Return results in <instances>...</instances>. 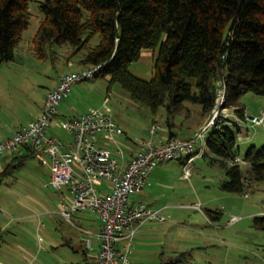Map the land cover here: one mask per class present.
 <instances>
[{
  "label": "rangeland",
  "instance_id": "1",
  "mask_svg": "<svg viewBox=\"0 0 264 264\" xmlns=\"http://www.w3.org/2000/svg\"><path fill=\"white\" fill-rule=\"evenodd\" d=\"M41 1L30 3L32 17L16 49V58L0 65L3 137L41 112L49 90L62 74L84 68L75 59L70 60L74 67L69 64L66 44L56 45L47 58L34 52L32 39L43 16ZM158 53L159 48H144L141 57L130 64L131 72L152 79ZM107 98L115 120L123 128L124 135L119 139L126 147L150 137L154 120L159 126H167V106L154 113L120 82H113L109 73L76 83L72 93L61 101L54 123L103 107ZM241 103L246 119L241 120L237 135L239 153L244 158L252 145H264V124L254 125L250 118L264 111V95L246 92ZM200 109V104L186 101L171 120L195 123L202 119ZM213 114L208 115L212 118ZM48 134L64 140L71 136L68 130L55 125ZM10 159L9 155L0 159V172ZM242 167L248 173V164ZM156 170L159 173L152 180L155 191L144 201L156 209L163 208L166 219L148 222L152 229L141 237L144 240L137 232L131 264H264V227L257 224V218L264 217V181L249 180L244 193L225 190L222 185L226 172L209 156L195 160L190 177H184L185 167L179 159L164 160ZM50 175V166L37 157H29L13 174H0V264H95L98 243L88 249L86 240L90 235L81 228L96 233L98 218L89 211L77 213L71 221L64 217L58 192L48 186ZM140 192L133 193L131 200H143Z\"/></svg>",
  "mask_w": 264,
  "mask_h": 264
},
{
  "label": "trees",
  "instance_id": "2",
  "mask_svg": "<svg viewBox=\"0 0 264 264\" xmlns=\"http://www.w3.org/2000/svg\"><path fill=\"white\" fill-rule=\"evenodd\" d=\"M31 1L0 0V65L16 58L32 17ZM40 9L43 16L32 39L38 57L47 58L56 45L66 44L69 62L104 64L97 76L111 74L113 82L156 114L167 106L168 127L186 101L212 114L220 81L226 86L224 106L233 108L240 120L246 119L242 95H264V0H42ZM144 48H159L150 80L129 68ZM240 130L235 119L218 121L204 156L222 165L225 190L244 193L249 180L264 181V145L249 148L245 173L244 163L236 161ZM4 155L11 159L1 175L13 174L36 152L24 145ZM261 221L264 217L257 218L264 227Z\"/></svg>",
  "mask_w": 264,
  "mask_h": 264
},
{
  "label": "built area",
  "instance_id": "3",
  "mask_svg": "<svg viewBox=\"0 0 264 264\" xmlns=\"http://www.w3.org/2000/svg\"><path fill=\"white\" fill-rule=\"evenodd\" d=\"M103 69L104 64H95L62 74L49 90L40 114L12 136L0 137V158L31 145L36 157L51 168L48 186L60 196L62 215L71 221L77 213L89 211L98 218L96 233L80 227L90 235L86 240L88 249H94L93 236L98 239L96 264H131L138 229L148 222L166 219L161 209L145 202L134 203L131 195L144 189L151 171L164 160L184 159V177H190L194 160L207 152L213 126L218 121L241 120L233 108L224 106L226 86L220 81L214 114L192 137H167L157 142L154 137L158 126L153 125L150 137L138 139L136 152L128 158L119 139L123 128L115 120L108 98L103 107L54 123L61 101L70 95L74 85L96 77ZM228 109L231 112H226ZM250 118L254 125L264 124V111ZM53 125L68 130L70 138L49 135ZM236 161L247 162L240 155Z\"/></svg>",
  "mask_w": 264,
  "mask_h": 264
},
{
  "label": "crops",
  "instance_id": "4",
  "mask_svg": "<svg viewBox=\"0 0 264 264\" xmlns=\"http://www.w3.org/2000/svg\"><path fill=\"white\" fill-rule=\"evenodd\" d=\"M70 65H72V67H74L75 63L70 61L69 63ZM79 69V68H78ZM73 70H76V69H73ZM58 81V80H57ZM57 81L54 83V85L52 86V88L56 85ZM77 87V86H76ZM51 88V89H52ZM72 93V92H71ZM201 113H202V119L196 121L195 123H190L189 125L185 122V123H177L176 120H173V124L168 127H162V126H159V122L157 120H154V123L155 125H158L159 128L157 129V134L156 136L154 137L155 138V141L159 142L160 140H163V139H166L167 137H170L171 133H176V136L177 137H184V138H187V137H191L195 134V132L200 128L202 127L209 119H210V116L209 115H205L202 111V107H201ZM40 114V112H39ZM34 119V118H33ZM244 120V119H242ZM118 123V122H117ZM119 124V123H118ZM152 124V125H153ZM241 124V122H240ZM120 125V124H119ZM121 126V125H120ZM22 127V126H21ZM19 128L17 129H14V130H11L8 134H4L6 136H0L1 138H5V137H9V136H12L16 130H18ZM124 135V134H123ZM122 136V135H121ZM120 142L122 143V145L125 147V150H126V153H127V156L128 158H130L132 156L133 153L136 152L138 146L136 144V141H132L134 146L131 147V146H128L127 147L124 145V142H122L120 140ZM132 144V145H133ZM197 159V158H196ZM195 159V160H196ZM194 160V162H195ZM183 163V162H182ZM194 164V163H193ZM157 167H155L151 173H150V176L148 178V183L147 185L145 186V188L140 192L142 195H141V198L143 200H136L134 199L132 202L134 203H138V202H146L144 201V199L146 198H150V196H152L153 194V190L155 191V188L154 186H152V183H153V178H156L155 176L158 175L159 171L156 170ZM156 171V173H154ZM151 179V180H150ZM149 187H152L151 189ZM146 188H148V191H146ZM148 205H150L151 207H153L150 202H146ZM155 208V207H153ZM156 209V208H155ZM158 209H161L163 211V208H158ZM147 224V225H146ZM144 225H142L137 232H139V239H142L144 240V238H141V237H144L146 235V232L147 231H150L152 229V225H149L148 223H146ZM147 226V227H145ZM138 238V237H137ZM147 239V238H145ZM95 241L97 242L98 239H95ZM138 243V242H137ZM144 244V242H142ZM86 254L89 256V253L87 252V249H86ZM96 258V256H93ZM14 261L16 262L17 259L14 258ZM1 262V260H0ZM14 263V262H13ZM21 263V262H20ZM95 264H96V259H95Z\"/></svg>",
  "mask_w": 264,
  "mask_h": 264
},
{
  "label": "water",
  "instance_id": "5",
  "mask_svg": "<svg viewBox=\"0 0 264 264\" xmlns=\"http://www.w3.org/2000/svg\"><path fill=\"white\" fill-rule=\"evenodd\" d=\"M251 117L253 116V115H250Z\"/></svg>",
  "mask_w": 264,
  "mask_h": 264
}]
</instances>
